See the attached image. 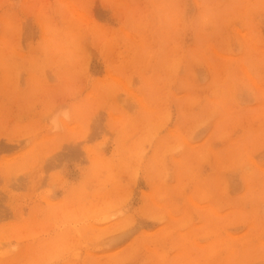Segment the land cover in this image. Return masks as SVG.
Returning a JSON list of instances; mask_svg holds the SVG:
<instances>
[{"label":"rangeland","instance_id":"rangeland-1","mask_svg":"<svg viewBox=\"0 0 264 264\" xmlns=\"http://www.w3.org/2000/svg\"><path fill=\"white\" fill-rule=\"evenodd\" d=\"M153 263L264 264V0H0V264Z\"/></svg>","mask_w":264,"mask_h":264},{"label":"bare ground","instance_id":"bare-ground-1","mask_svg":"<svg viewBox=\"0 0 264 264\" xmlns=\"http://www.w3.org/2000/svg\"><path fill=\"white\" fill-rule=\"evenodd\" d=\"M161 263V262H160ZM154 264V263H153Z\"/></svg>","mask_w":264,"mask_h":264}]
</instances>
